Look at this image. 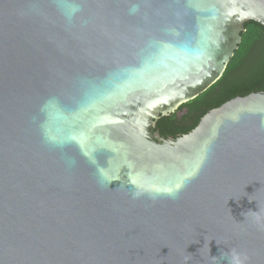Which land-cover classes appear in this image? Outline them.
<instances>
[{"label": "water", "instance_id": "1", "mask_svg": "<svg viewBox=\"0 0 264 264\" xmlns=\"http://www.w3.org/2000/svg\"><path fill=\"white\" fill-rule=\"evenodd\" d=\"M248 21L264 0H0V264H264V91L153 132Z\"/></svg>", "mask_w": 264, "mask_h": 264}, {"label": "trees", "instance_id": "2", "mask_svg": "<svg viewBox=\"0 0 264 264\" xmlns=\"http://www.w3.org/2000/svg\"><path fill=\"white\" fill-rule=\"evenodd\" d=\"M241 43L222 77L198 97L181 104L174 113L155 121L161 137H181L194 129L210 110L235 97L264 91V27L244 24Z\"/></svg>", "mask_w": 264, "mask_h": 264}, {"label": "flooded vegetation", "instance_id": "3", "mask_svg": "<svg viewBox=\"0 0 264 264\" xmlns=\"http://www.w3.org/2000/svg\"><path fill=\"white\" fill-rule=\"evenodd\" d=\"M169 137H171V136H168L167 138H169ZM175 138V137H174ZM177 138V137H176Z\"/></svg>", "mask_w": 264, "mask_h": 264}, {"label": "clouds", "instance_id": "4", "mask_svg": "<svg viewBox=\"0 0 264 264\" xmlns=\"http://www.w3.org/2000/svg\"><path fill=\"white\" fill-rule=\"evenodd\" d=\"M78 10V9H77ZM172 195H174V194H172Z\"/></svg>", "mask_w": 264, "mask_h": 264}]
</instances>
